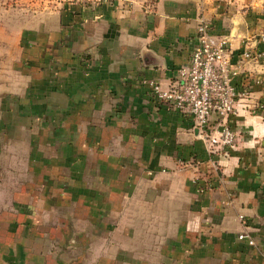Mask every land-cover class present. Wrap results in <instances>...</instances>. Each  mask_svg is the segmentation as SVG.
<instances>
[{
	"label": "crops",
	"instance_id": "0c3cea01",
	"mask_svg": "<svg viewBox=\"0 0 264 264\" xmlns=\"http://www.w3.org/2000/svg\"><path fill=\"white\" fill-rule=\"evenodd\" d=\"M201 21L247 93L235 152L150 87L180 88ZM263 32L264 0H77L17 30L0 45V264H264V58L244 57Z\"/></svg>",
	"mask_w": 264,
	"mask_h": 264
},
{
	"label": "built area",
	"instance_id": "2783aa9c",
	"mask_svg": "<svg viewBox=\"0 0 264 264\" xmlns=\"http://www.w3.org/2000/svg\"><path fill=\"white\" fill-rule=\"evenodd\" d=\"M110 1L112 0H95L96 3ZM260 40L264 42V32L260 35ZM244 57L247 60L261 59L264 58V52L254 55L249 50L244 53ZM236 74L232 64L231 40L215 36L211 24L201 21L198 27V45L192 53L190 63L178 71L180 88L164 90L154 82L150 83V87L157 102L171 104L193 117L194 123L203 132L209 149L220 145L230 153L238 148L231 117L236 115L238 103L247 97L246 91L237 89L234 84ZM214 115L217 116V122L210 127ZM194 183L198 184L200 192L205 191L206 187L200 186L199 180ZM240 219L245 221L244 216H240ZM239 239L248 240L251 246L256 245L248 233L241 234Z\"/></svg>",
	"mask_w": 264,
	"mask_h": 264
},
{
	"label": "rangeland",
	"instance_id": "374dc122",
	"mask_svg": "<svg viewBox=\"0 0 264 264\" xmlns=\"http://www.w3.org/2000/svg\"><path fill=\"white\" fill-rule=\"evenodd\" d=\"M77 0H0V45L24 27L33 26V21L45 13L64 8ZM95 1V0H94ZM154 6L155 0H134Z\"/></svg>",
	"mask_w": 264,
	"mask_h": 264
},
{
	"label": "trees",
	"instance_id": "16d2710c",
	"mask_svg": "<svg viewBox=\"0 0 264 264\" xmlns=\"http://www.w3.org/2000/svg\"><path fill=\"white\" fill-rule=\"evenodd\" d=\"M158 0H155V2L153 3V5H155L157 3Z\"/></svg>",
	"mask_w": 264,
	"mask_h": 264
}]
</instances>
